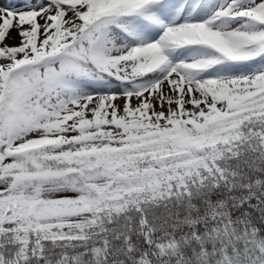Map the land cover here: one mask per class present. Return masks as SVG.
<instances>
[{
    "label": "snow or ice",
    "instance_id": "6c2138e0",
    "mask_svg": "<svg viewBox=\"0 0 264 264\" xmlns=\"http://www.w3.org/2000/svg\"><path fill=\"white\" fill-rule=\"evenodd\" d=\"M0 264H264V0H0Z\"/></svg>",
    "mask_w": 264,
    "mask_h": 264
}]
</instances>
